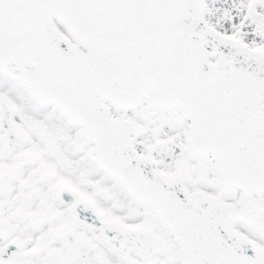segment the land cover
<instances>
[{
  "label": "snow or ice",
  "instance_id": "1",
  "mask_svg": "<svg viewBox=\"0 0 264 264\" xmlns=\"http://www.w3.org/2000/svg\"><path fill=\"white\" fill-rule=\"evenodd\" d=\"M0 264H264V0H0Z\"/></svg>",
  "mask_w": 264,
  "mask_h": 264
}]
</instances>
